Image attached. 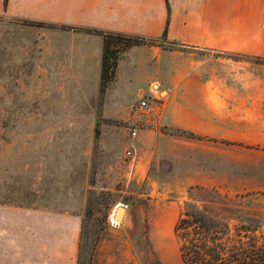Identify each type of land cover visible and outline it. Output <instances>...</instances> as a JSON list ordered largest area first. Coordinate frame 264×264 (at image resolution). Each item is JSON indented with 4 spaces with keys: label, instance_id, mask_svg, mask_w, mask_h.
I'll use <instances>...</instances> for the list:
<instances>
[{
    "label": "rangeland",
    "instance_id": "1",
    "mask_svg": "<svg viewBox=\"0 0 264 264\" xmlns=\"http://www.w3.org/2000/svg\"><path fill=\"white\" fill-rule=\"evenodd\" d=\"M50 27L0 15V204L19 213H80L82 264H183L174 225L187 204L231 228L235 217L239 219L235 204L264 222V117L256 144L219 145L164 126L144 139L143 121L141 126L103 111L105 93L129 48L120 54L103 92L101 65L97 87L95 80H33L36 41ZM161 47L160 70L155 60H147L144 67L154 75L145 96L155 107L175 98L173 93L165 100L168 88L178 85L176 70L195 72L197 84L213 72L223 74L228 65L232 84L237 83L236 73L249 81L264 76V59L249 54ZM135 72L132 81L119 79L115 103L133 102L138 88H144V71ZM92 88L96 95L87 112L80 93ZM132 129L137 130L135 138ZM127 148L134 152L132 159L125 156ZM120 203L127 206L123 224L109 217ZM11 213L0 227V264H43L39 240Z\"/></svg>",
    "mask_w": 264,
    "mask_h": 264
},
{
    "label": "crops",
    "instance_id": "2",
    "mask_svg": "<svg viewBox=\"0 0 264 264\" xmlns=\"http://www.w3.org/2000/svg\"><path fill=\"white\" fill-rule=\"evenodd\" d=\"M168 5L169 8L165 0H0V15L51 24L36 41L33 80H95L97 87L103 40L85 29L158 39L166 26L168 41L264 59V0H168ZM157 47L163 49L160 45L132 46L122 55L113 85L105 93V115L144 124L140 129L144 139L152 130L164 126L219 145L259 142L255 137L261 132L259 122L264 117V76L249 81L244 74L236 73L237 83L232 84L230 65L224 66L223 74L213 72L205 83L198 84L195 72L176 70L178 85L175 90L168 88L165 100L173 93L175 98L161 106L154 105L149 114H140L139 97L150 94L147 85L154 78L153 72L144 68L149 66L146 62L155 60L156 67H162L163 53ZM152 48H156L154 52ZM135 71H144V88H138L133 102L115 103L113 95L119 79L132 81ZM194 84L197 86L192 87ZM96 90L80 93L81 108L85 106L82 110L90 111ZM13 209L0 204V227L11 216L9 213H14L15 218L19 216L26 223L33 240H39L43 264H73L78 252L80 213H19ZM3 238L0 231V240Z\"/></svg>",
    "mask_w": 264,
    "mask_h": 264
},
{
    "label": "trees",
    "instance_id": "3",
    "mask_svg": "<svg viewBox=\"0 0 264 264\" xmlns=\"http://www.w3.org/2000/svg\"><path fill=\"white\" fill-rule=\"evenodd\" d=\"M165 2L169 8L168 0ZM85 30L102 36L101 92L113 79L122 51L142 44L182 46L179 42L167 40L166 26L158 39L121 32ZM181 133L193 136L191 132ZM234 208L239 213V219L235 217L236 223L231 228L227 222L215 220L195 204L184 207L174 225L183 264H264V222L236 204ZM79 255L80 246L77 264H82Z\"/></svg>",
    "mask_w": 264,
    "mask_h": 264
},
{
    "label": "built area",
    "instance_id": "4",
    "mask_svg": "<svg viewBox=\"0 0 264 264\" xmlns=\"http://www.w3.org/2000/svg\"><path fill=\"white\" fill-rule=\"evenodd\" d=\"M137 109L140 114H149L153 111L154 105L147 96L140 95ZM130 134L132 138L136 137L137 135L136 129H132L130 131ZM125 156L132 159L134 157L133 150L131 148H127L125 151Z\"/></svg>",
    "mask_w": 264,
    "mask_h": 264
},
{
    "label": "water",
    "instance_id": "5",
    "mask_svg": "<svg viewBox=\"0 0 264 264\" xmlns=\"http://www.w3.org/2000/svg\"><path fill=\"white\" fill-rule=\"evenodd\" d=\"M127 217V206L124 204H118L113 212L112 219L117 221L119 224H123Z\"/></svg>",
    "mask_w": 264,
    "mask_h": 264
},
{
    "label": "bare ground",
    "instance_id": "6",
    "mask_svg": "<svg viewBox=\"0 0 264 264\" xmlns=\"http://www.w3.org/2000/svg\"><path fill=\"white\" fill-rule=\"evenodd\" d=\"M112 215H113V214H111V216H109V217H110L111 221L113 222ZM113 223H114V222H113Z\"/></svg>",
    "mask_w": 264,
    "mask_h": 264
}]
</instances>
